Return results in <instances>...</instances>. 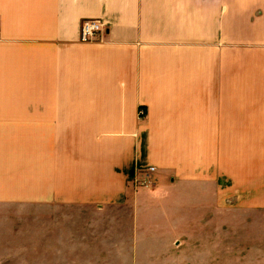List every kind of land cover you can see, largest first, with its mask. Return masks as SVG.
I'll return each instance as SVG.
<instances>
[{
	"label": "crops",
	"instance_id": "1",
	"mask_svg": "<svg viewBox=\"0 0 264 264\" xmlns=\"http://www.w3.org/2000/svg\"><path fill=\"white\" fill-rule=\"evenodd\" d=\"M0 204L264 264V0H0Z\"/></svg>",
	"mask_w": 264,
	"mask_h": 264
},
{
	"label": "rangeland",
	"instance_id": "2",
	"mask_svg": "<svg viewBox=\"0 0 264 264\" xmlns=\"http://www.w3.org/2000/svg\"><path fill=\"white\" fill-rule=\"evenodd\" d=\"M116 222L111 223V218L101 211L88 213L64 205L0 204V264H255L258 261V257L247 256L246 242L238 245L239 249L232 244L229 228L218 238L217 248L212 242L204 250L195 236L175 242L167 249H159L156 241L138 242L136 252V242L130 239L131 226ZM166 241L162 244H167Z\"/></svg>",
	"mask_w": 264,
	"mask_h": 264
},
{
	"label": "built area",
	"instance_id": "3",
	"mask_svg": "<svg viewBox=\"0 0 264 264\" xmlns=\"http://www.w3.org/2000/svg\"><path fill=\"white\" fill-rule=\"evenodd\" d=\"M104 31L105 23L101 19H85L81 25V40L84 42L95 40L102 35ZM140 113L143 114L144 110H141ZM149 171H155V168L152 167ZM146 183H148V181Z\"/></svg>",
	"mask_w": 264,
	"mask_h": 264
}]
</instances>
